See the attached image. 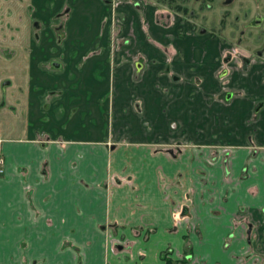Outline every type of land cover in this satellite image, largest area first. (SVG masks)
Masks as SVG:
<instances>
[{
	"label": "crops",
	"instance_id": "0c3cea01",
	"mask_svg": "<svg viewBox=\"0 0 264 264\" xmlns=\"http://www.w3.org/2000/svg\"><path fill=\"white\" fill-rule=\"evenodd\" d=\"M24 1L47 31L68 12L62 40L0 46L14 50L0 64L15 62L0 72L13 100L0 123L36 122L29 132H0V264H176L185 254V264H264V245H255L264 243V107L255 110L264 101V60L221 78V45L194 35L170 42L176 33L155 24L146 2L120 6L134 40L112 53L103 0H72L98 17L103 34L90 40L87 31L65 39L71 0ZM165 47L174 55L169 75ZM138 55L146 65L135 79ZM52 56L51 75L37 69L36 87H15L14 79L29 84V66ZM223 90L242 96L226 104ZM68 121L101 132H45ZM178 145V154L168 152Z\"/></svg>",
	"mask_w": 264,
	"mask_h": 264
},
{
	"label": "flooded vegetation",
	"instance_id": "af4514ba",
	"mask_svg": "<svg viewBox=\"0 0 264 264\" xmlns=\"http://www.w3.org/2000/svg\"><path fill=\"white\" fill-rule=\"evenodd\" d=\"M0 1H2V4H4L3 8H1L3 10L0 11V16L5 18L7 14L11 16L12 10L8 5L10 0ZM15 1L20 3L24 0ZM248 1L254 2L256 4L254 9L246 7V0H103L104 5L106 6L104 24L107 30L108 42L110 44L109 50L114 53L121 48L128 46L131 43V40H134V38L125 34L124 25L126 17L119 10L120 6L129 3L131 6L140 9L146 2L147 4H150V6L153 7L155 11V24L160 28H165L167 32L176 33L175 35L168 37L170 42H173L176 39L186 40L190 35H194L196 37H207L209 41H217L221 45L220 60L221 64L224 63L226 66L223 70H221V72L219 71V73H221V78L229 72L230 67H235L236 71L240 73H247L250 70V67L255 64V62L264 60V0ZM8 6L10 12L7 11ZM220 6H223V8ZM237 6L239 7L237 8ZM22 7L23 12H19V14H17V19L19 21L17 24V31H20L21 28L23 29V22L28 16L35 15L34 4H30V2L27 1L22 5ZM30 8L33 10L31 15L28 13ZM161 8H163V10ZM222 9H225L224 12H222ZM67 12L65 11V13ZM221 12L222 17L220 15ZM24 13H27L26 17H24ZM160 17L166 18L167 23L162 24L163 22L160 21ZM199 17L202 22L198 21L200 20ZM208 18H210L211 21L209 23L206 22L207 24L203 23V20ZM116 19L117 23L115 24ZM37 22H33V24L31 23V26L38 27ZM226 22L230 29L233 30V33H235L232 34V40L227 41L225 38H223L224 36L221 33L223 31L221 28L227 25ZM62 25L63 24H60L56 28V31L58 32L57 40L59 41L63 39L61 32ZM115 27H119L118 32H120V35L119 39L114 42L116 50L113 49L112 51V44L109 41V34L111 31L110 29H115ZM253 30L258 31V35L255 36V40L253 41L255 43L261 41L262 44L260 46H256V44L251 45L249 42L244 40V37H251L250 33H252ZM122 33L123 35L121 36ZM27 39L28 36H26L24 41H28ZM148 41L154 45L158 44L152 36H149ZM162 50L164 51L166 57V64L163 69V74L169 75L172 72V61L174 55L169 52L168 47L162 48ZM224 53H228V55L225 56L223 55ZM234 62H237V65H231ZM136 63L139 64V68L135 71V79H139L141 77L142 65H146V57L143 55H138ZM56 64L59 65L58 63ZM174 78V80H178L177 76H174ZM201 82L202 81L200 79L195 80V85L199 86ZM234 95L242 96V93H234L223 90L218 96L221 102L227 104L233 99ZM133 107L137 113H142L141 105L139 103L136 102ZM262 107H264L263 100L256 105L255 110L259 111ZM178 146H175V150L172 148L169 149L168 152L174 155V151L179 152L180 150ZM0 160L2 161L0 167L3 170V160L2 158H0ZM164 253V256L167 258V260H172V250H166ZM188 256L189 255L186 254L185 256L183 255V259L181 257V259L178 260L180 261L179 263H176L173 260L172 261L176 264H183L186 262V259H188Z\"/></svg>",
	"mask_w": 264,
	"mask_h": 264
},
{
	"label": "rangeland",
	"instance_id": "374dc122",
	"mask_svg": "<svg viewBox=\"0 0 264 264\" xmlns=\"http://www.w3.org/2000/svg\"><path fill=\"white\" fill-rule=\"evenodd\" d=\"M92 1H94V0H92ZM133 1H136V0H133ZM24 2L25 1L20 2V3L19 2H14V4H15V6H13L14 14L12 13L11 16H9L8 14L6 15V18L0 16V29L2 28L0 31L3 32V33L0 32V46L3 47V48L4 47H8V45L10 43H12L13 45H15L17 47H20V45H23L24 42H26L27 45H28L29 43H34V42L36 44H38L37 41H41V42L42 41H46V42L49 41V42H51V44L54 43L57 40V35H58V32L56 31V28L60 24H63L64 21L66 20V14H64L65 10L61 11V15L59 17H56V18L52 19L51 21H49L50 22V24H49L50 30L49 31H47V26H45L46 24L42 25L41 21L39 23L37 22L38 20H36L37 18H36L35 15L34 16H28L27 19H25V21L23 22V25H22L23 29L21 28L20 31H17L18 30L17 24L19 23V21L17 19V14L19 12L23 11L22 5L24 4ZM89 3H92V2L90 1ZM68 5H71L70 8H71V11H73V14L70 17L71 21L68 24L70 27H72V31L71 32H65V34H64L65 37H66L65 39H67V37L69 38V40H71V39L76 40L78 38H82L81 34L83 32H85V31L88 32L87 33V39L88 40H90L92 38H95V37H97V39H98V38H100L102 36V34H103L102 26L99 29L98 17L93 16L91 10H85V11L83 10L82 11L81 6H79V4L77 6L72 5V0L68 2ZM255 5L256 4L254 2L246 0V7L250 8V9H254ZM220 7L223 8V6H220ZM238 7L239 6H237V8ZM161 9L163 10V8H161ZM224 10L225 9H222V12H224ZM32 12H33V10H32V8H30L29 11H28L29 15H31ZM222 12L220 13L221 17H222ZM81 13H84V15H87V17H88V23H87L86 26L79 25V22H81V21L85 22L86 21L84 19V17H86V16H84ZM26 15H27V13H24V17H26ZM6 19H7L8 22L6 21ZM199 19H200V17H199ZM160 21L163 22L162 24L167 23V19L164 18V17H160ZM198 21L202 22L201 19L198 20ZM210 21H211L210 18H208V19L203 20V23H206V22L209 23ZM33 22H37L38 27L37 26H35V27L31 26V23L33 24ZM116 23H117V19H116L115 24ZM226 24H227V22H226ZM3 25H4V28H3ZM227 25L225 27L221 28V30H223L221 33L223 34V36H224L223 38H225L226 41L227 40H232V34H235V33H233V30L230 29L229 25L228 26ZM74 30H76L75 33H74ZM110 30L111 31H110V34H109L110 35L109 41L112 44V51H113V49L116 50V46H115L114 42L117 41V39H119L120 32H118L119 31V27H115V29L111 28ZM250 34H251V37H249V36H248V38L244 37V40L249 42L251 45H255L256 44V46H260L262 44L261 41H259L258 43H255L253 41V40H255V36L258 35V31L253 30L252 33H250ZM122 35H123V33L121 34V36ZM26 36H28V39H27L28 41H24ZM62 37H63V34H62ZM246 48H248V47H246ZM18 51H19L18 54L15 57H13V59L14 58L18 59V56H20V53H21L20 51H22V50L20 49ZM13 53H14V50H10L9 48L0 49V57L6 58V59H8L7 57L13 56L14 55ZM223 55L226 56V55H228V53H224ZM54 57L52 56L51 59H48L49 61L48 60L42 61V64L40 65L41 68H39L37 66H34V67L29 66L28 67V71L30 73V77H31V75L32 76L34 75L33 78L28 81L29 84H27V86H26V82H23L20 79H14L15 87L16 88L18 87L19 91H21L22 89H25V87H28V88H31V89L33 87H36L37 83L38 82L40 83V81H38L39 79H37V76L35 77V73L34 72H36V70L38 69L39 70L38 72L40 74V72H42V69H44V72L46 70V72L49 75H51L53 73V70H52V67H51L50 64H51V62L55 61ZM20 58L21 59L24 58L25 62L28 59L27 56L26 57H20ZM14 64H15V62H12V65L11 64H0V72L3 71L4 68H6V70H7L8 69V65L9 66L10 65L13 66ZM225 67L226 66H225L224 63L221 64V68L219 69V71L221 72V70H223ZM23 68H24V66H23ZM14 70H15V68H14ZM18 71L19 70L17 69V72ZM38 76H41V75H38ZM9 79L7 77L6 78L5 77H0V112H2L4 110L6 112V110H9L8 109L9 107H7V105L9 103L12 104V101H13L12 99H9L8 95L6 94L7 93V87L3 88V86H2L3 82H5L4 80H9ZM38 92H41V90H39ZM206 95H208V94H206ZM50 99H52V98H50ZM13 115L18 117V113H17V115H15V114H13ZM1 116H4V113ZM1 119L3 120V118H1ZM20 120H21V117L18 120H15L17 123H12V122H6V124H5V122L4 123H0V132L8 133V134H11V135L16 134L17 132L23 133L22 131H28L29 132V131H31L33 129V127L36 124V122H33V119H30V120H28V122H26V120H24V117H23L22 123H21ZM41 121H43V120H41ZM17 124L19 126L18 128L16 127ZM25 124H26V126L29 127V129L28 128L27 129H20V127L25 125ZM71 124H74V122L69 123V121H68V123H65V124H63V123L62 124H60V123L57 124L56 123V126L55 125H47L46 124L44 126V128H45V132H47L48 134L52 135V137H66V136H69L70 134L71 135L73 134V136L78 135L79 137H82V136H85V135H83V133L84 132H88V131H89V135L92 136V135H94L96 133L100 134V132H101L99 127L97 129H93V130L82 129V126L79 129H77V127L74 129V128H72ZM88 124L89 123H87L86 125H88ZM43 125H44V123H43ZM5 127H8V131L7 132H5L6 131ZM10 127H12V128H10ZM248 130H250V129L248 128ZM250 131H252V129ZM87 135H88V133H87ZM44 137L46 138L45 134H44ZM175 148H176L175 146L172 147V149H174V150H175ZM178 148H179V146H178ZM174 153L178 154L179 152L174 151ZM255 245H256V249H258V250L262 249L263 250L264 243L261 242V240H258L257 242H255ZM262 258H264V255L262 256ZM182 259H183V256H182ZM175 262L179 263L180 261L177 260ZM263 262H264V259H263ZM183 264H185V262Z\"/></svg>",
	"mask_w": 264,
	"mask_h": 264
},
{
	"label": "built area",
	"instance_id": "2783aa9c",
	"mask_svg": "<svg viewBox=\"0 0 264 264\" xmlns=\"http://www.w3.org/2000/svg\"><path fill=\"white\" fill-rule=\"evenodd\" d=\"M1 164H2V161H0V166H1ZM2 172H3V170L0 167V175L2 174Z\"/></svg>",
	"mask_w": 264,
	"mask_h": 264
},
{
	"label": "water",
	"instance_id": "95a60500",
	"mask_svg": "<svg viewBox=\"0 0 264 264\" xmlns=\"http://www.w3.org/2000/svg\"><path fill=\"white\" fill-rule=\"evenodd\" d=\"M55 67L57 66V64H53Z\"/></svg>",
	"mask_w": 264,
	"mask_h": 264
},
{
	"label": "bare ground",
	"instance_id": "6f19581e",
	"mask_svg": "<svg viewBox=\"0 0 264 264\" xmlns=\"http://www.w3.org/2000/svg\"><path fill=\"white\" fill-rule=\"evenodd\" d=\"M1 161V160H0Z\"/></svg>",
	"mask_w": 264,
	"mask_h": 264
}]
</instances>
